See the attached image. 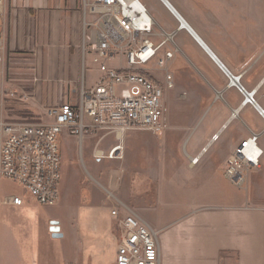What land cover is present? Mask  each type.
Instances as JSON below:
<instances>
[{
	"label": "crops",
	"instance_id": "1",
	"mask_svg": "<svg viewBox=\"0 0 264 264\" xmlns=\"http://www.w3.org/2000/svg\"><path fill=\"white\" fill-rule=\"evenodd\" d=\"M166 1L189 24L202 43L190 29L182 27L181 20ZM166 1L158 0L162 11L161 22L151 14L159 25L163 37L171 39L178 48L170 65L174 67V71H170L174 86L166 89L170 90L169 95L165 93L166 109L169 111L168 103L171 98L176 97L175 93L178 92L181 97L180 88L187 87L182 80L174 79L177 72L183 73L186 78L187 75L194 76L191 71L193 68L196 76L214 88L216 98H221L223 101L220 105V115L215 117L218 122L213 123L209 119L203 129H199L201 123L197 122L194 125L190 124L188 128L178 126L176 131L183 145L188 146L190 143L192 152L186 150L189 167L194 169L201 164L202 168H217L219 163L220 165L223 163L225 171L227 159L235 149L227 140L229 126L235 119L239 118L245 126L258 127V130L250 127L248 130L252 132L264 130V115L259 109L260 107L264 110V50H255V40L251 41L249 37L245 38V35L243 37L233 31L231 24L235 18H230L228 13L223 11L224 2H220L222 11L219 12H214L205 5L204 15L198 2ZM201 4L204 3L201 2ZM4 5L5 14L0 16V122L5 121L3 105L5 96L8 93L10 96H15L17 91L15 89L19 84L6 78V68H8L6 61L8 56L16 55V52L25 57H31L36 53L37 55L39 53L41 57L49 55L54 57L53 62L55 57H58L57 61L68 63H72L73 59L74 63L80 66L77 71L72 69L68 72L63 71L61 75L57 74L59 78L62 77V82H68L74 77L73 81L77 84L68 91V87L65 88L63 83L61 87H55L51 83L54 88L51 95L52 101L45 105L39 100L37 104L40 110L38 105H32L35 109L29 105L34 112L43 113L46 107L60 105L61 102H76L83 78L88 87L98 81L101 77L100 64L93 61V54L88 56L89 59H85L88 54L84 52V45L90 42V32L94 33L95 27L86 28L83 0H5ZM90 20H94V17H90ZM80 42L83 45L81 50L77 45ZM203 44L225 68L231 73L234 71V75H240V83L247 90V87L257 90L254 105L245 103V98L242 103L240 102V95L243 96V94L235 85H229V79L219 62ZM170 48L174 49L175 46ZM23 59L26 60L25 62H32L29 59ZM107 61V65L115 69L128 65L126 58L122 56ZM29 63L16 73L23 75L25 72L27 76V72L30 71ZM88 75L95 79L94 82L89 80ZM50 78L47 77L45 80L50 83ZM171 90L173 94L170 95ZM39 95L42 97V89ZM236 97L237 100H235ZM214 116L215 114L213 118H210L214 119ZM225 133H227L224 140L226 149L222 151L221 147L215 146L219 144ZM124 134L120 138L117 137L119 143L112 146L113 148L119 144L123 145V158L124 143L127 138ZM215 135L218 137L213 138ZM263 138L264 132L260 140L264 149ZM1 142L0 127V148ZM126 147V159L123 162H126L128 157V144ZM164 147L166 148H163L162 152L165 156L162 157H166L167 152H171L169 147ZM97 149L94 148L93 152ZM197 156L199 161L192 164L191 160ZM102 158L120 160V158ZM164 163L165 159L157 162V165L167 169ZM116 167L127 172L125 191H122L123 186L120 183L115 185L117 194L110 189L112 181L103 183L96 179V182L108 192L106 199L107 197L110 199L112 195L118 198L159 232L160 264H264V205L254 202L249 204L245 199L230 203L204 204L190 211H161V191L156 188V185L160 182V178L167 177V173L159 175V168L156 170L158 166L148 168L147 173L154 177H151L148 183L145 179L140 186L139 177H135L140 174L136 173L133 164L129 168L125 167V163L118 164ZM11 184L15 183L0 177V264H55V256L62 257V264H114L118 241L115 220L111 212L116 205L118 206L115 199L110 200L114 204L111 208L106 206L73 211L70 218L72 224L68 231L71 244H56L55 238L58 237H54L51 230L55 222L54 218L40 211H26L29 209L26 202L21 206L14 205L12 203L14 197L20 195L11 188ZM123 192L124 198L121 194ZM153 192L160 200L158 204L148 201L150 193ZM158 205L159 211H157ZM56 222L60 228L59 233L64 238L67 231L59 220ZM65 247H71V250H66Z\"/></svg>",
	"mask_w": 264,
	"mask_h": 264
},
{
	"label": "rangeland",
	"instance_id": "2",
	"mask_svg": "<svg viewBox=\"0 0 264 264\" xmlns=\"http://www.w3.org/2000/svg\"><path fill=\"white\" fill-rule=\"evenodd\" d=\"M185 1L191 3L198 2L199 8H202L204 15L205 5L214 12L222 11L223 8V11L228 13L230 18H235V20H233L234 22L231 24L233 31L238 32V34L243 37L245 35V38L249 37L251 41L255 40V50H264V0ZM141 2L145 4L151 14L161 22L162 11L158 0H141ZM201 2L204 4H201ZM220 2H224L222 8ZM3 11L4 15V2ZM89 18L90 17H88V19ZM89 21L94 20L89 19ZM91 27L93 26L86 25L87 29H93ZM155 31L156 35L153 37V40L156 44H160L168 39L167 37H163L164 35L161 34L158 24L155 27ZM93 34L94 33L90 32V38ZM89 41L90 42L84 45V52L88 54L85 56V59H89V55H94L91 40ZM174 44L175 43L171 40L167 41L159 51V57H164L166 51L173 50L170 47L174 46ZM77 45L79 50L83 48L81 47L83 46L81 42ZM16 53V55L8 56L6 61L8 67L6 68V78L11 81H16L19 84H17L15 89L17 91L14 90L15 96H10L9 93L5 96L3 104L5 109L4 120L39 123L49 121L50 118L47 116V111L55 105L46 107L47 110L45 109L43 113L34 112L33 109L35 108L32 105H38L37 102L39 100L45 105L51 102L52 90L54 89L52 87L53 84L55 87H61L63 83L65 88L68 87V91L69 88L71 90V87L77 84L73 81L74 77L70 78L68 82H62V77L60 76L59 78L57 74L61 75L63 71L68 72L69 70L72 71V69L77 71L80 69V66H77L73 59L72 63H68L67 61H57L58 57H55V62H53L54 57L49 55L41 57L39 53L38 55L36 53L35 55L30 54L33 55L31 57H25L20 56L18 52ZM23 58L29 59L32 62H25L26 60ZM81 61L82 56L80 54V62ZM26 63L30 64V71L27 72L28 75L26 76L25 72H23V75H18L16 72L23 69ZM119 63L118 60V64ZM149 68L155 69V65L150 64ZM170 68V71H174L173 66ZM191 71L194 76L187 75L185 78L183 73L177 72L176 78H174L175 80H182L187 87L180 88L181 97L177 92L175 93L176 97L171 98L168 103L169 111L166 113L167 128L165 127L163 130L157 132H153L152 130L126 131L124 134V137L127 136L126 143H124V158H120L119 161L104 158L98 159L93 155L94 148L103 150L107 154L112 146L119 143L114 133L108 134L109 130H97L94 133L88 134L85 136L83 142L79 141L78 137L70 134L68 130H64L60 134L62 180L59 197L56 202L41 204L30 196L21 185L16 183L11 184V188L22 196L26 204H28L29 209L26 211H40L42 214L47 213L54 218V221L59 220L61 222L64 229L67 231V235L64 238H55L56 244H71L72 241L68 231L71 228L72 222L70 218L72 217L73 211H83L87 208L95 209L106 206L111 208L114 206V204H112L113 202L110 201L113 200V198L108 199L107 197L106 199L108 192L96 181L98 180L103 183L112 181V187H110V189L115 193H117L115 185L120 183L123 186L122 191H125L124 183L128 180L127 172L124 170L122 171L120 167H116V165L121 163H125V167L128 168L133 164L136 168V173L140 174L135 176L139 177L138 182L140 186L143 185L142 182L145 181V179V182L148 183L151 177H154V175H149V173H147L149 171L148 168H156L158 166L156 170L159 168V175L160 173L161 175L167 173V177H164L165 180L164 178H160V182H157L156 185V188L161 191V211H190L194 207L204 204L207 205L220 202L230 203L244 201L245 199L249 204L254 202L255 204L264 205V155L261 159V166L251 171L247 186L243 189L233 185L225 177L223 163H221V165L219 163L217 168H202L203 165L201 166V164L199 167H194V169L188 166L189 157L186 152H192L189 146L190 143L188 146L183 145L181 137L178 136L179 133L176 131V127L182 126L183 128H188L190 124L194 125L200 122L199 129H203L209 119L213 123L218 122L215 117L220 115V105L223 103L221 98H216L217 95L214 88L209 85V83L204 82L200 77L196 76V72L193 68ZM153 73L161 81H164V73L162 70H154ZM233 73L235 72L233 71ZM91 75H88L89 80L94 82L95 79L93 77L91 78ZM47 77H51L50 83L45 80ZM189 85H191V87H188ZM247 88L250 91L255 90L253 88ZM41 89L43 94L42 97L39 95ZM218 90L221 91V89ZM169 91H165L166 95H169ZM171 94H173V90H171L170 95ZM244 98L245 97L240 95L239 100L241 103ZM237 99L236 97L235 100ZM29 105L33 109L29 108ZM40 109L39 106V110ZM214 114V119H211ZM197 117L198 119H196ZM247 127L248 126H245V123L239 118H236L233 124L229 126L230 132L229 136H227L228 143H232L236 148L237 145L249 135L248 132H250V130L248 129L252 126L250 125V127ZM254 127L252 128L255 130L258 128ZM225 135H227V133L223 135L222 140L215 146L221 147L222 151L226 149V142L224 141ZM98 143L99 145H97ZM126 144H128V157L126 162H123L126 159ZM164 146L169 147L171 150V152H167L166 157H162L165 156V153L162 152L163 148H166ZM162 158L165 159L167 169L164 167L160 168L159 165H157V162H162ZM146 185L147 184H145V186ZM121 194L124 198V192ZM148 201L152 204H158L160 200L157 199L156 193L153 192L150 193ZM158 208L159 205L157 209ZM159 210L160 208L157 211ZM57 247L60 246L57 245ZM66 250H71V247H68ZM62 262L61 256H55V264H62Z\"/></svg>",
	"mask_w": 264,
	"mask_h": 264
},
{
	"label": "built area",
	"instance_id": "3",
	"mask_svg": "<svg viewBox=\"0 0 264 264\" xmlns=\"http://www.w3.org/2000/svg\"><path fill=\"white\" fill-rule=\"evenodd\" d=\"M3 2L0 0V15L4 13ZM83 12L86 25L95 27L91 44L93 61L100 64L98 81L88 87L83 78L79 99L50 108L49 121L0 122V177L21 185L41 204L54 203L59 197L60 134L64 130L83 142L86 135L97 130H109L108 134L120 138L129 130L157 132L166 127L165 91L174 86L170 65L177 46L159 57V51L171 39L156 44L153 37L157 23L141 0H83ZM88 17H94V21ZM118 56L126 58L127 67L107 65L108 59ZM150 64L155 69H150ZM221 68L230 85L243 94L244 102L254 105L257 90L248 91L240 83V75ZM154 70H162L164 81ZM263 132L250 131L227 159L224 175L239 188L246 187L251 171L261 166ZM122 153L123 145L119 144L107 154L97 149L94 156L117 159ZM198 161L199 156L191 160L192 164ZM110 198L118 203L111 212L118 241L114 264H160L159 232L124 202L113 195ZM12 203L21 206L25 200L17 196Z\"/></svg>",
	"mask_w": 264,
	"mask_h": 264
},
{
	"label": "water",
	"instance_id": "4",
	"mask_svg": "<svg viewBox=\"0 0 264 264\" xmlns=\"http://www.w3.org/2000/svg\"><path fill=\"white\" fill-rule=\"evenodd\" d=\"M166 1V0H165ZM166 3L168 4V6L174 11V13L181 19L182 22V27H188L191 31V27L189 26V24L182 18V16L173 8V6L171 4H169L167 1ZM193 32V31H192ZM194 33V32H193ZM194 35L197 37V35L194 33ZM198 38V37H197ZM199 39V38H198ZM199 41L202 43V41L199 39ZM204 45V44H203ZM205 46V45H204ZM206 47V46H205ZM207 48V47H206ZM207 50L211 53V55L215 58V60H217V62H219V64L224 67V65L220 62V60L207 48ZM225 68V67H224ZM235 81H237V79H234ZM258 106V105H257ZM259 107V106H258ZM259 109L261 110V112L264 115V110H262L260 107ZM51 230L53 231V236L54 237H61V233H59V226H58V222H53V226L51 228Z\"/></svg>",
	"mask_w": 264,
	"mask_h": 264
},
{
	"label": "bare ground",
	"instance_id": "5",
	"mask_svg": "<svg viewBox=\"0 0 264 264\" xmlns=\"http://www.w3.org/2000/svg\"><path fill=\"white\" fill-rule=\"evenodd\" d=\"M179 18V17H178ZM180 19V18H179ZM181 20V19H180ZM186 27V26H185ZM186 28H188V27H186ZM189 29V28H188ZM237 115H238V113H237ZM235 116V115H234Z\"/></svg>",
	"mask_w": 264,
	"mask_h": 264
}]
</instances>
